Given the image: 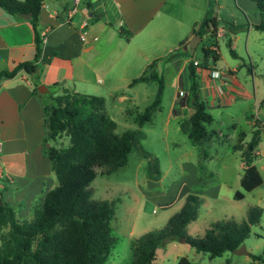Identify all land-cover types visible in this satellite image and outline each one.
<instances>
[{
  "label": "crops",
  "instance_id": "1",
  "mask_svg": "<svg viewBox=\"0 0 264 264\" xmlns=\"http://www.w3.org/2000/svg\"><path fill=\"white\" fill-rule=\"evenodd\" d=\"M73 7L74 0L44 1L39 24L40 35L46 39L40 59L39 79L47 87L43 92L49 91L57 82L78 92L77 83L83 87L98 86L99 83L113 91H119L122 86L132 88L137 84H131L135 79L130 78L133 73L141 76L151 63L163 57L162 53L186 46L205 19L216 18L219 39L225 31L220 25L222 15L242 27V32L234 34L235 40L246 34V53L251 58V39L260 31L255 25L261 22L257 4L252 0H81L70 23L68 17ZM84 20L88 22L86 40H82L80 31ZM235 27L233 24L232 30ZM122 29L128 32V38L122 34ZM204 29L207 32L201 41L211 35L208 26ZM35 37L29 17L14 16L0 7V71L12 70L20 62L34 60L37 52ZM212 48L219 53L217 46ZM189 53L185 51L178 74L191 61L198 62ZM236 57L240 55L237 53ZM169 64L172 59L162 68L160 63L154 67L157 72L158 69L164 71ZM214 67L209 64L201 67L199 62L196 68L199 94L207 103L208 111L210 107L228 105L239 96L243 99L247 93L237 68L223 69L222 77L215 78L212 70L217 67ZM27 75L21 70L15 77L4 80L0 87V192L3 191L5 199L12 205L19 199L23 201L18 214L24 216H28L35 200L42 203L55 183L51 160L43 151L46 135L43 107L33 92L34 79ZM182 92L183 99L177 101L169 113L170 117L180 118L179 125L194 112L187 98L189 93L184 91V96ZM205 98H209L208 101ZM119 99L125 102L135 98H128L122 92ZM257 120L260 118L253 117L251 123L257 125ZM212 138L213 135L210 141ZM245 139L243 132L240 142L234 146L249 142ZM258 147L255 149L257 155L260 154ZM187 166L196 169L194 164ZM186 179L185 176V182ZM196 180L194 175L190 177V183ZM189 191V185L183 184L179 194L169 198L167 208L186 197Z\"/></svg>",
  "mask_w": 264,
  "mask_h": 264
},
{
  "label": "trees",
  "instance_id": "2",
  "mask_svg": "<svg viewBox=\"0 0 264 264\" xmlns=\"http://www.w3.org/2000/svg\"><path fill=\"white\" fill-rule=\"evenodd\" d=\"M44 1L0 0V7L10 14L31 19L37 47L34 60L20 62L12 70L0 71V87L4 80L15 77L21 70L33 77V92L40 100L45 117L43 151L51 160L58 185L45 194L42 203L33 206V218L30 220H20L15 207L5 199L3 191L0 192V264H106L117 241L111 227L115 207L108 200L94 199L90 185L97 177L99 168H104L103 174H112L128 163L139 133L131 129L122 134L116 132L117 123L107 114L103 96L78 92L63 87L60 82L51 86L54 88L51 93L39 91L38 86L42 84L39 79L40 59L44 48L39 24ZM252 1L257 4L261 16V22L255 28L264 32V0ZM206 26L210 28L211 37L217 39L219 23L216 18L205 19L195 33L203 37L207 32L204 29ZM122 34L129 37L124 29ZM228 45L231 54L236 57L231 39ZM212 46L216 47L217 43L206 47L205 55L217 62L220 54ZM155 64L156 60L131 83L151 79L160 81L154 102L145 112L137 111L134 116L139 126L150 122L161 107L164 85ZM197 66L194 61L189 64L192 86L187 98L194 112L182 120L180 126L194 144L203 145L213 135L208 124L213 122L214 117L200 97ZM255 126L257 128L249 142L234 146L242 150L246 164L241 178L244 191H236L234 198L237 200L245 197L244 192L252 191L264 182L254 164L255 149L261 141L264 125ZM63 137L69 140L66 146L61 143ZM201 204L202 198L198 194H187L182 208L169 218L164 227L135 238L131 264H155L158 248L175 239H185L197 252L209 253L212 257L233 252L244 244L252 225L261 221L263 213L262 208L255 207L248 218L240 223L234 219L218 221L203 237H193L187 234L186 228L197 218ZM259 236L264 238V235ZM253 258L255 261L264 260V250L262 255H253ZM177 264L193 263L187 256H181Z\"/></svg>",
  "mask_w": 264,
  "mask_h": 264
},
{
  "label": "rangeland",
  "instance_id": "3",
  "mask_svg": "<svg viewBox=\"0 0 264 264\" xmlns=\"http://www.w3.org/2000/svg\"><path fill=\"white\" fill-rule=\"evenodd\" d=\"M220 17L223 19L220 20V25L225 29L222 36L219 39H213L211 35L205 36L189 56L198 60L201 67L209 64L220 70L237 68L240 71V82L247 93L243 99L239 96L228 105L209 108L214 117L213 122L208 124L213 133L210 142L203 145L194 144L181 130L178 123L180 118L169 116L171 107L183 99L181 90L189 94L191 92L189 65L178 74V69L183 63L185 46L176 47L170 52L165 51L162 53L163 57L156 60V63L161 64V68L171 59L172 64L164 71L158 69V77L163 79L164 85L161 107L154 113L152 120L143 126L134 121V116L137 111L145 112L156 99L160 88L158 79L137 83L132 88L122 86L119 91L109 90L99 83L98 86L90 87H83L79 83L76 85L80 92L105 97L106 112L117 123L118 134L130 129L139 133L128 163L112 174H103L104 168H99L97 177L90 185L94 199L108 200L115 207L111 227L117 241L106 264L132 263L135 238L147 231L164 227L169 218L182 208L186 197L169 208L167 201L179 194L183 184L189 185V193H196L202 198L197 218L186 228L190 236L203 237L218 221L234 219L240 223L248 218L250 211L255 207L263 209L261 221L252 225L251 233L243 244L249 254L227 251L223 255L212 257L209 253L197 252L191 244L182 239H175L158 248L155 264H177L181 256H187L193 264H264V260L255 261L253 258V255H262L264 250V238L259 236L264 235V182L254 190L244 192L243 199L234 198L236 191H244L241 178L246 166L243 163L242 150L235 149L234 144L240 142L243 132L246 133L245 140H251L257 128L251 123L253 117L260 118L256 124L263 122L264 125V33L257 31L252 37L250 58L246 53V34L235 40L234 34L242 32V27L223 15ZM233 24L237 26L234 30ZM229 39L233 40V48L240 55L239 58L231 54ZM213 42L217 43L220 53L217 62L213 61L212 57H206L204 51ZM174 57L177 60H174ZM27 76L31 79L30 75ZM136 76L133 73L130 78ZM71 86L75 89L73 84ZM53 90L51 87L48 93ZM122 92L128 98L135 99L121 102L119 98ZM208 99L205 98L206 101ZM261 137L258 147L260 154H255L254 164L264 179L263 128ZM61 141L64 146L69 144L67 137H63ZM187 164H194L196 169ZM192 175L197 180L190 183ZM185 176L188 178L187 182L184 180ZM54 179L52 188L58 185L56 175ZM19 200L13 203L17 213L24 203ZM40 203L37 199L33 206ZM18 217L20 220H30L33 218V210L28 216L19 213Z\"/></svg>",
  "mask_w": 264,
  "mask_h": 264
},
{
  "label": "built area",
  "instance_id": "4",
  "mask_svg": "<svg viewBox=\"0 0 264 264\" xmlns=\"http://www.w3.org/2000/svg\"><path fill=\"white\" fill-rule=\"evenodd\" d=\"M80 2H81V0H74V7L70 11L69 17H68L70 23L72 22V16L77 11V6H78V4ZM87 27H88V22L85 21V20L82 21L81 24H80V29H81L80 31H81V38H82V40H86ZM95 39H97V37ZM43 42L44 43L46 42V39L45 38H43ZM195 64L198 65V62L196 61ZM212 75L215 78H220V77H222V71L221 70L214 69V70H212ZM182 95H185V92L184 91L182 92ZM263 130H264V127H263ZM0 152H1V144H0Z\"/></svg>",
  "mask_w": 264,
  "mask_h": 264
},
{
  "label": "water",
  "instance_id": "5",
  "mask_svg": "<svg viewBox=\"0 0 264 264\" xmlns=\"http://www.w3.org/2000/svg\"><path fill=\"white\" fill-rule=\"evenodd\" d=\"M201 39H202L201 36H199L197 34L194 35L193 38L190 39L188 41L187 45L184 47V51L194 52L196 50L199 42L201 41ZM45 89L47 90V87L45 85L42 84L39 86L40 92H43ZM0 203H2L1 199H0ZM182 241H185V239H182ZM233 252L236 254H249L245 245H242L240 248L234 250Z\"/></svg>",
  "mask_w": 264,
  "mask_h": 264
}]
</instances>
